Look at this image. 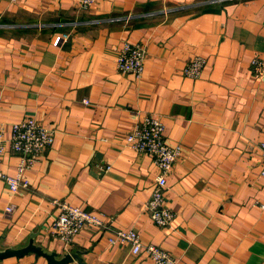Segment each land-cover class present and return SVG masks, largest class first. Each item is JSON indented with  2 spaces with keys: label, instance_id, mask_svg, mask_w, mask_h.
Wrapping results in <instances>:
<instances>
[{
  "label": "crops",
  "instance_id": "1",
  "mask_svg": "<svg viewBox=\"0 0 264 264\" xmlns=\"http://www.w3.org/2000/svg\"><path fill=\"white\" fill-rule=\"evenodd\" d=\"M209 1L97 0L81 11L75 0H0V173L17 174L13 123L33 118L53 132L24 173L27 188L12 192L0 179L1 248L34 236L58 258L80 251L86 264H146L145 253L108 243L114 231L133 230L179 264H264V79L250 70L264 57V0ZM126 41L144 47L139 78L115 68ZM194 57L206 61L198 79L182 73ZM147 114L181 149L167 178L174 217L164 228L145 209L158 169L123 142ZM55 201L110 227H85L66 246L49 233ZM0 264L47 262L28 254Z\"/></svg>",
  "mask_w": 264,
  "mask_h": 264
},
{
  "label": "built area",
  "instance_id": "2",
  "mask_svg": "<svg viewBox=\"0 0 264 264\" xmlns=\"http://www.w3.org/2000/svg\"><path fill=\"white\" fill-rule=\"evenodd\" d=\"M97 0H75L78 10L85 11L91 8ZM223 0H211L210 4L219 3ZM175 9H164L162 12L168 14ZM152 15V14H150ZM131 16H118L108 19L109 22H128ZM145 50L140 44H131L123 42L117 52L115 59V68L118 73L132 74L139 78L143 73V60ZM205 59L194 57L188 61L183 68V75L190 79H198L205 65ZM250 70L253 78L257 81L264 79V57H254L250 61ZM86 103V101H84ZM164 126L161 121L151 115H144L137 121L129 133H127L123 142L125 146L136 153L151 156L158 174L155 179V186L145 209L158 227H167L173 219V213L165 206L164 192L167 185V178L170 175L177 159L181 155L179 146L167 145L164 141ZM4 132L0 130V156L5 152ZM9 147L12 153L18 155L20 161L17 166L15 176H7L0 173L2 179L9 187L10 191L17 192L20 189L28 187V181L24 177L27 170L32 169L42 157L43 153L50 148L53 143V132L42 126L33 118H25L19 122L13 123L10 128L8 138ZM263 153V165L261 176L264 178V139L259 144ZM59 208V214L51 223L49 233L54 239H58L68 246L73 242L75 236L85 227H96L108 229L109 221L102 219L95 214L80 207H73L64 202H54ZM13 207H8L11 212ZM111 245H130L133 255L143 252L147 256L146 264H179L165 250L154 245L143 246L139 235L133 231H114L108 239Z\"/></svg>",
  "mask_w": 264,
  "mask_h": 264
},
{
  "label": "water",
  "instance_id": "3",
  "mask_svg": "<svg viewBox=\"0 0 264 264\" xmlns=\"http://www.w3.org/2000/svg\"><path fill=\"white\" fill-rule=\"evenodd\" d=\"M3 237H0V262L15 258L21 259L28 254H33L35 258L42 257L46 260L47 264H69L76 261L77 264H86L83 259V253L80 251L70 252L63 254L60 258L57 257V254L54 252H46L41 246H38L34 243V236H31L28 240L27 245L24 247H7L1 248V240Z\"/></svg>",
  "mask_w": 264,
  "mask_h": 264
}]
</instances>
